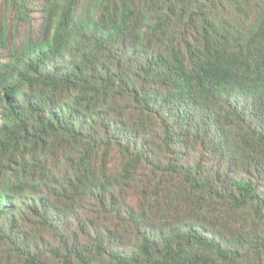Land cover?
Here are the masks:
<instances>
[{
    "label": "trees",
    "instance_id": "16d2710c",
    "mask_svg": "<svg viewBox=\"0 0 264 264\" xmlns=\"http://www.w3.org/2000/svg\"><path fill=\"white\" fill-rule=\"evenodd\" d=\"M0 264H264V0H0Z\"/></svg>",
    "mask_w": 264,
    "mask_h": 264
}]
</instances>
